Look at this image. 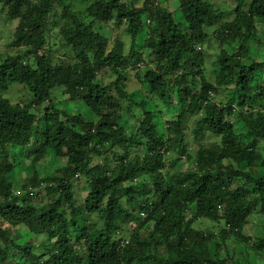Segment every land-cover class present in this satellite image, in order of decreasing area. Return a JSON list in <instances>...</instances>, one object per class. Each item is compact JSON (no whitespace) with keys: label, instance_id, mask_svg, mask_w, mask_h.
Listing matches in <instances>:
<instances>
[{"label":"trees","instance_id":"obj_1","mask_svg":"<svg viewBox=\"0 0 264 264\" xmlns=\"http://www.w3.org/2000/svg\"><path fill=\"white\" fill-rule=\"evenodd\" d=\"M178 2L180 18L159 0H0V15L17 24L0 62V214L30 237L18 243L22 234L0 224V264H238L242 245L249 257L264 253V236L246 234L253 215H264V62L251 58L264 0H236L231 21L209 0ZM105 26L117 31L114 43L100 32ZM141 63L147 69L136 74ZM107 71L115 80L105 84ZM132 73L169 109L164 134L129 92ZM13 85L32 100L7 99ZM61 95L98 120L69 114ZM133 107L141 119L128 130ZM15 146L32 164L51 152L66 164L44 180L34 173L18 194ZM183 159L192 167L177 171ZM82 180L83 223L75 191ZM44 191L47 203L33 207Z\"/></svg>","mask_w":264,"mask_h":264},{"label":"rangeland","instance_id":"obj_2","mask_svg":"<svg viewBox=\"0 0 264 264\" xmlns=\"http://www.w3.org/2000/svg\"><path fill=\"white\" fill-rule=\"evenodd\" d=\"M129 3H136L137 5H143L145 0H127ZM212 3L215 4L217 8H220L221 10H225L227 13V20H233V10L235 9L236 6V0H209ZM71 2V1H70ZM160 4L167 8L168 10H172L175 14L176 18H180L179 14V2L178 0H159ZM60 9V8H59ZM145 20L148 19L146 18ZM144 24L143 32L141 35V39L138 43L139 47L142 48L145 46L144 41L146 38V34L148 31V25ZM17 24L16 22H11L8 20L7 14L3 12L0 15V62L2 59L8 55L10 49L8 44V40L10 38L9 35H13L15 28ZM100 32L105 34L111 41L112 43L115 42L116 36L118 35L117 31L112 30L109 26L105 27H99ZM215 27H207L206 30L207 32L209 31L210 34L215 30ZM257 30H258V35H256V38L253 39L252 42V49H251V58L256 61L264 62V26L261 24H257ZM120 37L122 40L126 42V53L129 52L130 49V44H131V39L130 37L124 33V30H122L119 33ZM220 45L218 42H214V49H211L210 51V56L208 59L207 66L209 68V75L211 76V72L213 69V64L215 60L217 59V54L220 52L219 49ZM228 52H232L233 48L229 45L223 46ZM150 50L148 48H144V53L147 55ZM62 57V56H61ZM249 58V59H247ZM250 56L246 57L247 63H252L250 61ZM64 59V57H63ZM147 60H149L148 55L146 57ZM65 61H68V59L65 58ZM72 62V61H71ZM147 63H146V68H147ZM136 73V72H135ZM135 73H132L129 77V92H131L134 96V100L139 103V104H144L145 109L151 110L155 117L156 121L159 125V129L161 133L164 134L165 128H166V123L171 119L172 115H169V109L164 107L162 105V102L158 99H154L151 97V94L149 93V89L146 85H143L139 80L137 79ZM106 76L102 75L99 76V80L105 84L115 80V77L111 75L110 71L106 72ZM137 74V73H136ZM14 87H10L8 91L3 92L2 94L9 99L12 102L18 103V102H24L27 99L29 101L32 100L33 94L27 89V88H19L18 85H13ZM59 89H55L53 92L54 94L58 91ZM61 90V89H60ZM175 94V93H174ZM66 98V99H65ZM68 97L61 95L57 101L61 102L64 101L63 103L58 105H61L64 110H66L69 114H82L87 121H92L96 122L98 120L97 116H95L90 109L82 102H72L70 99H67ZM172 103V101H170ZM127 107V103H126ZM34 111L37 113L38 109L34 108ZM141 110L139 107H133L129 113L125 114V125L128 128V130L136 128L139 124V120L141 119V116L139 115ZM236 129L238 132H240V125H236ZM205 141L207 142H214V137L209 135L205 137ZM261 148L264 153V145H261ZM194 152V151H192ZM12 153V161L15 164V170L11 175V181L15 187V190L18 192V194H21L22 192V187L26 184L28 180H30L34 173L38 174V177L40 180H44L48 178L51 175H55L58 173V169L62 168L66 164V159L59 157L55 152H51L48 157H46L44 163L41 164H32V158L29 157L28 153L26 151L21 150L18 147H12L11 149ZM176 170H187L188 168L192 167L191 163L182 160L181 162H178L176 165ZM264 172V171H263ZM85 186V181L82 180L75 185V191H76V206L78 208V213H77V219L83 223L88 221V217L83 214V202L86 197V192L83 190V187ZM33 207L39 208L42 205L46 204L47 202V194L46 191L44 193L33 200ZM9 219L0 214V224L1 227L7 228L8 234L10 236H13L14 232L17 230L22 234V239L18 240V243H25V241L29 240V229L21 226L19 228L14 227L11 225ZM198 228H204L208 229L211 228L214 224L211 222H201L197 223ZM220 225L217 224V227ZM246 234L249 236H253L255 238H258L259 236H264V215L255 213L252 217L251 224L247 226L246 228ZM45 239V236L37 237L31 239L32 242H35L39 240V242ZM233 250L235 251V246H232ZM247 248L245 245H242L238 249H236V254L235 258L238 262V264H243L245 263V258H248V262H251L253 264H264V253L258 255V256H250L249 254L246 253Z\"/></svg>","mask_w":264,"mask_h":264},{"label":"built area","instance_id":"obj_3","mask_svg":"<svg viewBox=\"0 0 264 264\" xmlns=\"http://www.w3.org/2000/svg\"><path fill=\"white\" fill-rule=\"evenodd\" d=\"M148 22H149V20H148ZM148 22H147V23H148ZM144 69H145V64L141 63V64L138 65V68L136 69V72H143ZM43 187H44V186H42V187H40V188H38V189H41V188H43ZM35 191L38 192L37 189H36ZM22 193H23V192H21V194H22Z\"/></svg>","mask_w":264,"mask_h":264},{"label":"clouds","instance_id":"obj_4","mask_svg":"<svg viewBox=\"0 0 264 264\" xmlns=\"http://www.w3.org/2000/svg\"><path fill=\"white\" fill-rule=\"evenodd\" d=\"M146 69H147V68H146V64H145V69H144V71H145ZM144 71H143V72H144ZM143 72H136V73H143Z\"/></svg>","mask_w":264,"mask_h":264}]
</instances>
